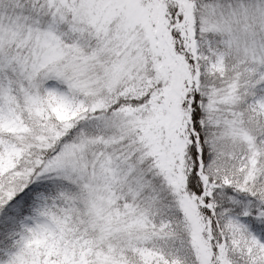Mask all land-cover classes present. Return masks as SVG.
<instances>
[{
	"label": "snow or ice",
	"instance_id": "1",
	"mask_svg": "<svg viewBox=\"0 0 264 264\" xmlns=\"http://www.w3.org/2000/svg\"><path fill=\"white\" fill-rule=\"evenodd\" d=\"M0 264H264V0H0Z\"/></svg>",
	"mask_w": 264,
	"mask_h": 264
}]
</instances>
